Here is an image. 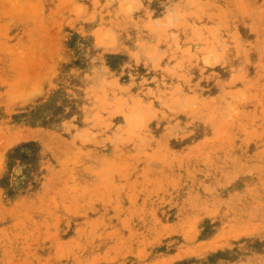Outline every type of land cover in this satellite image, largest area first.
<instances>
[{
  "label": "rangeland",
  "instance_id": "obj_1",
  "mask_svg": "<svg viewBox=\"0 0 264 264\" xmlns=\"http://www.w3.org/2000/svg\"><path fill=\"white\" fill-rule=\"evenodd\" d=\"M0 264H264V0H0Z\"/></svg>",
  "mask_w": 264,
  "mask_h": 264
}]
</instances>
